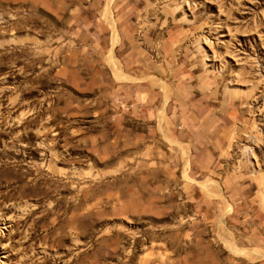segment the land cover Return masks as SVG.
Instances as JSON below:
<instances>
[{"label":"rangeland","instance_id":"374dc122","mask_svg":"<svg viewBox=\"0 0 264 264\" xmlns=\"http://www.w3.org/2000/svg\"><path fill=\"white\" fill-rule=\"evenodd\" d=\"M0 264H264V0H0Z\"/></svg>","mask_w":264,"mask_h":264}]
</instances>
